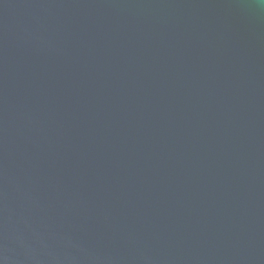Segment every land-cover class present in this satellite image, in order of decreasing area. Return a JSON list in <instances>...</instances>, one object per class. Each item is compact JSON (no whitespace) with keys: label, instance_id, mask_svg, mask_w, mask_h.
I'll list each match as a JSON object with an SVG mask.
<instances>
[{"label":"water","instance_id":"95a60500","mask_svg":"<svg viewBox=\"0 0 264 264\" xmlns=\"http://www.w3.org/2000/svg\"><path fill=\"white\" fill-rule=\"evenodd\" d=\"M0 264H264V0H0Z\"/></svg>","mask_w":264,"mask_h":264}]
</instances>
